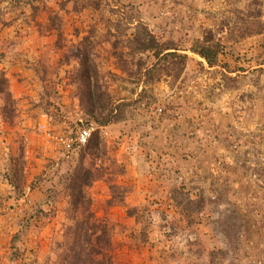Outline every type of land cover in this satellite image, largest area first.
<instances>
[{"label":"rangeland","instance_id":"374dc122","mask_svg":"<svg viewBox=\"0 0 264 264\" xmlns=\"http://www.w3.org/2000/svg\"><path fill=\"white\" fill-rule=\"evenodd\" d=\"M138 21L185 67L145 76L157 59L133 50ZM87 35L106 126L73 57ZM204 37L222 45L214 68L189 50ZM0 73V264L72 260L81 164L114 264H264V0H0ZM91 124L98 147L60 142Z\"/></svg>","mask_w":264,"mask_h":264},{"label":"trees","instance_id":"16d2710c","mask_svg":"<svg viewBox=\"0 0 264 264\" xmlns=\"http://www.w3.org/2000/svg\"><path fill=\"white\" fill-rule=\"evenodd\" d=\"M95 1L89 2V8L96 11L99 7ZM85 6L86 3H85ZM132 47L135 52H152L157 62L153 68L145 72V76L153 80L152 71L161 64V60L175 59L176 69L185 67L187 56L178 53L179 49L171 44L161 43L158 38L150 31L148 26L142 21L137 22L135 34L132 40ZM191 52L199 55L210 68L219 65V56L222 51V45L214 43L210 38L204 37L203 41L196 42L190 49ZM93 44L90 35L85 36L77 46H75L73 57L79 61V78L84 85V104L87 114L98 122L100 126H106L113 121L116 109L111 107V98L99 84L98 70L93 59ZM169 68V67H168ZM166 67V71L168 70ZM180 72V71H179ZM178 72V73H179ZM6 78L0 73V94L6 92ZM110 107V108H109ZM107 111L105 115L104 112ZM92 140V138H91ZM89 140L87 149L98 147L100 140L92 144ZM94 181V174L91 169L79 165L73 172L67 184L70 204L76 212L78 208L82 209L81 218L75 217V246L73 249L72 260H64V264H114L110 250L111 240L109 237L108 226L93 218L90 212L92 205L90 198L86 195L87 189ZM67 262V263H66Z\"/></svg>","mask_w":264,"mask_h":264},{"label":"built area","instance_id":"2783aa9c","mask_svg":"<svg viewBox=\"0 0 264 264\" xmlns=\"http://www.w3.org/2000/svg\"><path fill=\"white\" fill-rule=\"evenodd\" d=\"M95 126L91 124L81 129L75 139L61 137L60 142L67 148V150H72L74 145L86 146L91 139L93 132L95 131Z\"/></svg>","mask_w":264,"mask_h":264}]
</instances>
